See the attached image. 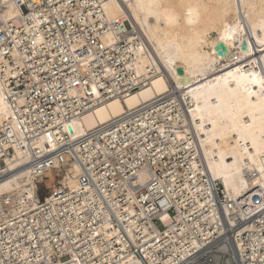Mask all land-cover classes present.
<instances>
[{
    "label": "built area",
    "instance_id": "2783aa9c",
    "mask_svg": "<svg viewBox=\"0 0 264 264\" xmlns=\"http://www.w3.org/2000/svg\"><path fill=\"white\" fill-rule=\"evenodd\" d=\"M11 1L21 14L0 12V86L15 121L0 127V182L17 147L29 156L17 169L55 184L40 200L0 196V264H264V193L227 198L181 130H158L164 105L77 134L87 113L146 88L130 21L109 20L108 0Z\"/></svg>",
    "mask_w": 264,
    "mask_h": 264
},
{
    "label": "bare ground",
    "instance_id": "6f19581e",
    "mask_svg": "<svg viewBox=\"0 0 264 264\" xmlns=\"http://www.w3.org/2000/svg\"><path fill=\"white\" fill-rule=\"evenodd\" d=\"M104 11L109 20L130 21L135 33L129 41L145 38L133 51L146 88L87 113L74 126L77 134L157 102L164 106L155 117L165 121L158 130H181L201 156L203 172L223 184L227 198L257 187L264 193V0H108ZM0 12L7 18L21 14L11 0H0ZM115 40L113 33L103 37L107 45ZM14 121L0 86V127ZM28 159L17 147L6 158L14 172L0 182V196L41 199L37 188L53 175L38 178L27 167L17 169ZM65 183L75 187L72 177Z\"/></svg>",
    "mask_w": 264,
    "mask_h": 264
},
{
    "label": "rangeland",
    "instance_id": "374dc122",
    "mask_svg": "<svg viewBox=\"0 0 264 264\" xmlns=\"http://www.w3.org/2000/svg\"><path fill=\"white\" fill-rule=\"evenodd\" d=\"M42 185H41V189H42V193L40 194V198H43L46 196V193L48 192L49 188L51 189L53 187V185L55 184V179L53 178V176H49L45 179H42L41 181Z\"/></svg>",
    "mask_w": 264,
    "mask_h": 264
}]
</instances>
